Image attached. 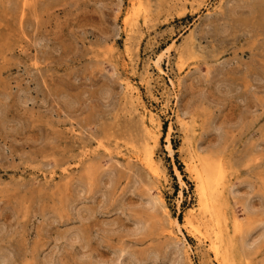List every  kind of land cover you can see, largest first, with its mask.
<instances>
[{
    "label": "rangeland",
    "instance_id": "obj_1",
    "mask_svg": "<svg viewBox=\"0 0 264 264\" xmlns=\"http://www.w3.org/2000/svg\"><path fill=\"white\" fill-rule=\"evenodd\" d=\"M0 264H264V0H0Z\"/></svg>",
    "mask_w": 264,
    "mask_h": 264
},
{
    "label": "bare ground",
    "instance_id": "obj_2",
    "mask_svg": "<svg viewBox=\"0 0 264 264\" xmlns=\"http://www.w3.org/2000/svg\"><path fill=\"white\" fill-rule=\"evenodd\" d=\"M159 70V69H158ZM129 90H130V88H129ZM139 111V110H138ZM143 116V115H142ZM152 145V144H151ZM193 151V150H192ZM197 152V151H196ZM191 153V152H190ZM193 153V152H192ZM139 156V155H138ZM200 160V159H199ZM195 164V163H194ZM203 167V168H202ZM202 169L200 168L199 170H196L195 171V173H196V178L198 179V184H197V187H198V195H199V203L201 204V206L203 207V209H204V211H207L208 212V214L209 215H214L215 216V218L216 219H218V217L219 216H217L218 214H216V213H214L213 211H216L215 209H214V207H211V206H208V196H207V194L209 195V193H207V191H210L211 190V193H212V191H213V189L216 191V188L215 187H213V185H214V180L212 181V187L213 188H211V189H209V186H208V180L205 178L207 175H208V173H209V167H207L206 165H202ZM196 169H198V168H196ZM205 170V171H204ZM202 173H205V174H202ZM212 179H214L213 177L211 178V180ZM219 191V190H218ZM207 193V194H206ZM219 193V192H218ZM214 194H216V193H214ZM212 195V194H211ZM219 197V196H218ZM220 199V198H219ZM219 201V200H218ZM217 201V202H218ZM216 202V203H217ZM163 203V202H162ZM218 204V203H217ZM211 205H213V204H211ZM217 207H219V206H217ZM214 213V214H213ZM214 216H212V217H214ZM211 218V217H210ZM213 219V218H212ZM212 219H210V220H212ZM215 219V220H216ZM213 221L214 223L217 221ZM233 221H236V219L235 218H233ZM219 222H220V220H219ZM226 222V221H225ZM222 223V222H221ZM218 225V224H217ZM223 226V225H222ZM213 228H214V226H212ZM218 227V226H217ZM238 227V226H237ZM222 228V227H221ZM227 228V227H226ZM226 228H224L225 230H226ZM238 231V230H237ZM221 232H222V230L221 229H216V231H215V239L211 242L212 243V246L214 247V254L215 255H218L219 254V252H220V250H219V248H218V245H217V239H219V235L221 236ZM225 232V231H224ZM223 232V233H224ZM237 233V232H236ZM214 235V234H213ZM223 235V234H222ZM221 238V237H220ZM222 238H223V236H222ZM219 242H221V241H219ZM223 242V241H222ZM242 243V242H241ZM243 243H245V242H243ZM245 245V244H244ZM220 246V245H219ZM223 247V246H222ZM221 247V248H222ZM223 253V252H222ZM220 254H221V252H220ZM223 255V254H222ZM216 258V257H215ZM219 259H221V258H219ZM225 259V258H224ZM221 261V260H220Z\"/></svg>",
    "mask_w": 264,
    "mask_h": 264
}]
</instances>
